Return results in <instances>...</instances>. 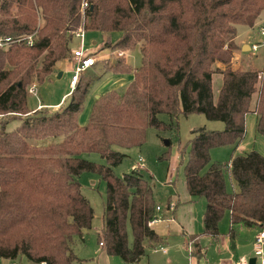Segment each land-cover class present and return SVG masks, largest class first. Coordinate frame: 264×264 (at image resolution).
<instances>
[{
  "label": "trees",
  "instance_id": "1",
  "mask_svg": "<svg viewBox=\"0 0 264 264\" xmlns=\"http://www.w3.org/2000/svg\"><path fill=\"white\" fill-rule=\"evenodd\" d=\"M263 10L264 0H0V38L36 32L31 45L0 47V257L75 264L74 239L92 228L95 217L79 176L93 172L106 182L100 242L109 255L139 262L147 244L162 240L150 225L157 203L139 168L115 174L126 157L116 148L141 145L147 127L174 126L179 113L225 124L222 130L195 129L187 149L188 191L207 200L204 233L217 237L226 213L232 235L239 224L263 227L264 155L252 150L233 154L226 164L210 161L212 148L243 140L247 113L258 114L257 128L264 134V65L233 67L238 24L254 27ZM80 29L105 33V47L141 52L137 67L122 59L103 65V73H133L134 79L123 92L101 94L84 125L78 115L89 83L80 87L78 81L69 102L57 108L28 107L29 88L43 82L59 61L72 58ZM114 32L120 37L111 43ZM215 72L223 81L216 101ZM10 118L21 120L14 130L6 129ZM46 138L49 142L38 144ZM94 152L106 164L84 157ZM226 173L234 180L233 191ZM199 236L191 237L195 254L202 252Z\"/></svg>",
  "mask_w": 264,
  "mask_h": 264
},
{
  "label": "rangeland",
  "instance_id": "2",
  "mask_svg": "<svg viewBox=\"0 0 264 264\" xmlns=\"http://www.w3.org/2000/svg\"><path fill=\"white\" fill-rule=\"evenodd\" d=\"M40 24L41 21H38V26H40ZM263 24L264 10L257 19L254 27L238 24L235 42L239 45V48L235 52L233 58L234 68L241 66L248 67L250 65H254L258 68L263 67L264 45L259 46L257 52L255 53L251 51V49H242V45L244 43L252 46L253 44H259L264 41L262 29L260 28ZM119 37V32L112 33L110 36L111 43H114ZM106 38L107 35L100 31H85L86 46L91 47L94 51H97L99 56H102V58H99L98 62L94 66L82 73L81 76L83 79L80 77L81 80H78L81 81L79 82L80 87L85 85L88 81H95L94 79L102 74L101 71L103 70V65L105 63L111 64L117 59H122L125 62L127 60V62L132 66L140 65L141 52L139 47H136L134 50L129 52H125V56L122 55L119 58H116L115 54H113L111 51L115 48L112 46H104L106 40H108ZM94 41L95 44L93 43ZM80 44V38L76 37L74 34L72 50L79 47ZM69 62L70 56L65 60L59 61L55 65L54 71L43 82L37 83L34 81V83L36 82L37 85V95L32 93L29 94L28 107L30 109H37L40 107H49L54 109L60 106H56V104H58L61 100H63L61 104H63L66 99V103L69 102V95H71L72 91L74 90L70 86L72 71L69 70ZM216 65L223 67V64L221 63ZM60 72H62V75H59ZM222 83V74L220 72H215L212 79V90L215 101L218 99ZM125 89L126 86L122 87L118 91L123 92ZM64 94L67 95L63 97ZM99 97L100 96L98 95L97 98ZM256 97L257 93L253 96L252 105L255 103ZM39 105L43 106L39 107ZM159 118L166 124H171L168 114L161 113L159 114ZM258 118V114L255 112L247 113L245 117V136L243 140L237 146L224 145L212 148L210 151V161L212 163L220 162L226 164L229 162L233 154H245L252 150H257L262 155H264V134L258 131ZM1 124L2 121H0V131L2 130ZM20 124L21 120L18 118H10L7 120L6 129L14 130ZM200 127H205L209 130H222L225 128V124L221 120H212L200 113H179L177 119L174 121V126H167L166 128L162 129H157L154 126L147 127L145 140L141 145L117 147L116 149L125 153L126 157L122 163L114 167L115 174L118 176H122L125 173L131 172L133 168H139L141 171H143L146 178L149 179L153 185L156 203H158V205L166 206L168 205L169 198L172 199L177 206L176 209L170 211L177 212L179 220L181 222H185L187 228H189V233H191L192 230L195 232L194 230H199L200 228L204 229L203 215L207 205V200L205 197L191 196L186 185L184 171V166L188 158L187 149L189 148V141L193 137V131ZM47 139L48 138L44 139L38 144L43 145L44 143L49 142ZM59 140L61 139L55 141L58 142ZM84 157L97 163L106 164L105 159L96 152L84 154ZM225 179L228 191L235 190L236 186L234 184V180L229 175V173L225 174ZM79 180L82 185V192L90 200L95 212L92 228L85 230L83 235H94L98 238V233L101 235L103 232V212L106 201V182L99 174L93 172H83L79 176ZM176 199H178V201ZM166 211L168 210L164 209L163 212L165 213ZM199 224L200 227L197 229ZM222 226L226 228V232L229 231V213H227V217H222L219 223L220 230ZM158 231L160 233L165 232L163 225L158 228ZM251 231L253 232V235L255 233L256 237L260 232V228L256 227ZM83 235L81 237H75L74 242L77 243V241H79ZM252 245L254 248V242ZM23 263L25 264L26 261L23 260Z\"/></svg>",
  "mask_w": 264,
  "mask_h": 264
},
{
  "label": "crops",
  "instance_id": "3",
  "mask_svg": "<svg viewBox=\"0 0 264 264\" xmlns=\"http://www.w3.org/2000/svg\"><path fill=\"white\" fill-rule=\"evenodd\" d=\"M93 43L95 44V41ZM245 45L247 44L244 43L242 47ZM69 65V70H71L70 62ZM101 73V76L94 79L95 81L87 82L89 86L86 102L83 110L78 115V123L80 125H84L87 122L89 113L98 95L100 96L109 90H119L122 87H127L134 79L133 73H114L112 71L103 73V70ZM81 79H83L82 76ZM65 95L67 94H64L63 97H65ZM62 101L63 100L56 104V106L66 104L67 99L63 104H61ZM40 106L43 105H39V107ZM171 203L175 204L172 199ZM164 209L170 211L167 205L162 206L161 211L158 213L162 217V220L150 224L160 235L162 240L158 243L147 244L146 253L139 262L134 264H238L242 260L248 261L249 264H261V259L257 258L254 253L252 243L255 241V233L253 235L251 231L253 228H260V226L248 227L239 224L234 227L235 233L232 235L230 233L232 228L230 221L228 232H226V228L222 226L221 230L219 229L220 234L217 237H211L204 233V229H199L200 224L197 228L199 230H194L195 232L192 230L191 233H189V228H187L185 222L179 220L177 212L166 211L164 213ZM225 217H227V213ZM161 225H163L164 233L158 231ZM98 234V236H100V233ZM193 235H200L199 242L202 247V252L200 254H195L193 252V242H191V237ZM73 247L78 257L75 264H128L119 256L109 255L106 248L100 244L99 237L97 238L94 235L84 234ZM23 260L26 261L25 264H31L25 257L15 259L17 264H24ZM10 263L11 260L8 258L0 257V264Z\"/></svg>",
  "mask_w": 264,
  "mask_h": 264
},
{
  "label": "built area",
  "instance_id": "4",
  "mask_svg": "<svg viewBox=\"0 0 264 264\" xmlns=\"http://www.w3.org/2000/svg\"><path fill=\"white\" fill-rule=\"evenodd\" d=\"M84 6L87 7L88 3H85ZM260 28L262 29V35L264 36V24ZM35 35H36V32H34L33 34L23 35V36H19L16 38H13V37L0 38V47L8 46L9 44L14 43V42H25L31 45L34 43L36 39ZM75 36L80 38L81 44L79 47L72 50V58L70 59L71 71H72L70 86L73 89L75 88V85L80 79L82 73L88 70L89 68H91L92 66H94L98 62L99 58L100 59L102 58V56H99L97 51H94L91 47L86 46L85 30L80 29L76 31ZM262 45H264V41H262V43H259V44H253L252 46H250V49L251 51L255 53L257 52L258 47ZM111 51L113 54H115L116 58H119L122 55L125 56V52L122 50L114 49ZM36 89H37V85L33 84L29 88V92L34 95H37ZM167 206L169 210L174 209L173 203H169ZM161 209H162V206L157 205L156 214L150 221V224L162 220V217L158 214L161 211ZM100 244L103 246L104 243L101 241ZM254 253L257 258L261 259V264H264V226L260 227V232L255 237ZM8 259L11 260L10 264H17L15 259H11V258H8ZM232 264H235V263H232ZM238 264H249V263L246 260H242Z\"/></svg>",
  "mask_w": 264,
  "mask_h": 264
},
{
  "label": "water",
  "instance_id": "5",
  "mask_svg": "<svg viewBox=\"0 0 264 264\" xmlns=\"http://www.w3.org/2000/svg\"><path fill=\"white\" fill-rule=\"evenodd\" d=\"M243 50H249L250 49V46L247 44L245 46L242 47ZM59 75H62V72H60Z\"/></svg>",
  "mask_w": 264,
  "mask_h": 264
}]
</instances>
